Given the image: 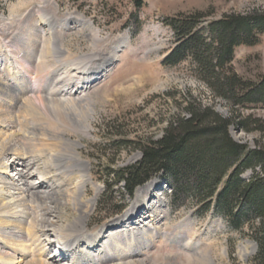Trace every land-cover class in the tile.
Segmentation results:
<instances>
[{"label": "rangeland", "instance_id": "rangeland-1", "mask_svg": "<svg viewBox=\"0 0 264 264\" xmlns=\"http://www.w3.org/2000/svg\"><path fill=\"white\" fill-rule=\"evenodd\" d=\"M43 1L0 0V12L11 19L14 26L24 27L26 21L29 25H37L42 13L37 6ZM46 1L52 8H57L59 17L82 16L91 24L90 27L80 26L61 33V43L72 54L69 59L79 62V57L88 54L103 58L116 45L119 50L114 63L102 73L92 75L88 85L77 77L82 71L79 68L81 63L72 66L71 74L55 80L58 89L69 83L70 91L74 93L67 94L68 108L82 114L81 119L84 117L90 121L88 134L81 123L60 121L45 109H35L33 103L41 98L31 93L25 109H7L6 112V90L3 93L0 89V119L6 124L4 131L15 130L18 141L29 149L26 154L31 161L27 163L30 167L27 169L28 180L33 182L35 190L40 191L43 185L59 190H54L52 197L42 196V200L36 197V203L28 204L38 214L47 212V217L55 216L56 231L78 217L79 209L83 208L76 206L79 209H75L77 196L74 190L84 171L75 166L74 160H66L65 165L55 161V156L68 157L75 153L78 157L76 163L88 165L83 200L95 199L85 217L86 233L95 234L127 211H132L138 189L156 182L155 194L164 201L158 211L157 225L162 233L172 235L173 240L156 236L140 260L146 264H256L257 242L252 226L233 230L227 219L216 211L199 213L191 198L172 205V188L159 176L138 187L130 196L123 183L108 189L110 177L106 173L109 167L115 170L137 163L142 157L141 151L125 146L122 141L159 139L167 120L181 112L189 97L212 106L226 117L232 116V109L236 107L243 116L250 114L253 119L258 118L264 123V104L233 107L224 99L214 97L207 85L193 74L189 63L170 68L162 63L175 43L173 30L166 24V19L195 11L210 12L208 20L230 13L264 11V0H144V6L139 10L131 0ZM95 32L100 38L98 43L92 39ZM4 42L6 37L0 36V78L5 82ZM58 60L56 68L61 69L66 60L63 56ZM232 65L245 80L256 81L264 76V35L256 45L237 47ZM48 72H40L35 77L44 79ZM230 132L234 139L250 148L264 142V133L259 130L246 132L232 126ZM250 175L248 171L244 178ZM39 176L45 178L43 183H37ZM155 202H150L154 208ZM0 213H6V208ZM3 218L0 217V226L6 225V217ZM20 229L30 230L31 235L37 231L35 225L21 226ZM12 242L0 233V246H13ZM14 247L16 253L20 252L19 245ZM55 247L48 248L45 256L53 251L56 253Z\"/></svg>", "mask_w": 264, "mask_h": 264}, {"label": "trees", "instance_id": "trees-1", "mask_svg": "<svg viewBox=\"0 0 264 264\" xmlns=\"http://www.w3.org/2000/svg\"><path fill=\"white\" fill-rule=\"evenodd\" d=\"M131 1L136 10L145 4L144 0ZM210 14L195 11L166 19L175 43L162 63L167 68L189 63L212 95L233 107L264 104V76L245 80L232 65L237 47L260 42L264 11L230 13L208 20ZM136 20L139 22L138 16ZM235 108L232 116L226 117L189 97L181 112L167 120L159 139L122 141L140 150L142 157L123 168L109 167L108 189L123 183L133 196L138 187L159 176L172 188V205L191 198L199 213L216 211L233 230L252 226L257 242L256 264H264V142L250 148L230 132L233 126L264 133V123L250 114L243 116ZM248 171L250 177L244 178Z\"/></svg>", "mask_w": 264, "mask_h": 264}, {"label": "bare ground", "instance_id": "bare-ground-1", "mask_svg": "<svg viewBox=\"0 0 264 264\" xmlns=\"http://www.w3.org/2000/svg\"><path fill=\"white\" fill-rule=\"evenodd\" d=\"M37 8L42 12L37 25H29L26 21L24 27H18L11 23V19L0 16V36L6 37L2 46V51L6 52V61L3 63L6 66V81L0 78V89H3V93L6 90V112L7 109H25V103L29 101L28 94L31 93L41 98L37 104L33 103L35 109H45L60 121L81 123L85 134H88L90 121L84 117L81 119L82 114L68 108L70 101L67 97L74 93L70 91L69 83L58 89L55 80L71 74L72 66L81 63L79 68L82 71L77 77L88 85L93 76L114 63L119 46H113L111 52L103 55V58L98 54H88L79 57L81 62L72 61L69 59L72 54L61 43V33L80 26L90 27L91 24L82 16L59 17L57 8H52L46 0ZM92 39L95 43L100 42L96 32ZM62 56L66 62L61 69L56 68L60 62L58 57ZM46 70L49 72L44 79L35 77ZM5 125L0 123V210L6 208V213H0V217H6V225L0 226V233L10 238L13 246H0V264H146L140 257L156 236L163 235L172 239V235L162 233L157 225L158 211L164 206V201L155 194L156 182L138 189L132 211H127L95 234L86 233L85 217L95 199L83 200V188L88 181V165L84 162L76 163L78 157L75 153L68 157L55 156V161L65 165L66 160H74L75 166L84 171L74 190L77 196L75 209L78 210L81 206L83 209H79L78 217L68 222L64 228L54 230L55 216L47 217V212L38 214L28 203H36V197L39 200L43 199L42 196L52 197L54 190H59L50 186L46 188L45 185L40 191L34 189L33 182L28 180L27 175V169L30 168L27 163L31 162L26 157L29 149L18 141L15 130L4 131ZM44 181L45 178L41 176L37 183ZM151 200L156 201L155 208L150 203ZM26 225L37 227L35 235H31L28 229H20ZM64 244L65 249L62 251L59 247ZM14 245L21 247L20 252L16 253ZM54 245L59 250L55 247L56 253L53 251V254L45 256L47 249Z\"/></svg>", "mask_w": 264, "mask_h": 264}, {"label": "built area", "instance_id": "built-area-1", "mask_svg": "<svg viewBox=\"0 0 264 264\" xmlns=\"http://www.w3.org/2000/svg\"><path fill=\"white\" fill-rule=\"evenodd\" d=\"M0 15H1V16H4V13L1 11V12H0Z\"/></svg>", "mask_w": 264, "mask_h": 264}]
</instances>
